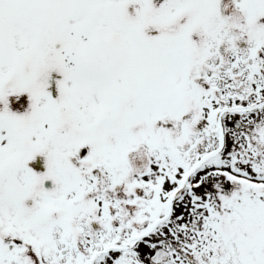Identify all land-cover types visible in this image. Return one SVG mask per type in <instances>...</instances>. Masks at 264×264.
<instances>
[{
  "label": "snow or ice",
  "instance_id": "1",
  "mask_svg": "<svg viewBox=\"0 0 264 264\" xmlns=\"http://www.w3.org/2000/svg\"><path fill=\"white\" fill-rule=\"evenodd\" d=\"M0 264H264V0H0Z\"/></svg>",
  "mask_w": 264,
  "mask_h": 264
}]
</instances>
